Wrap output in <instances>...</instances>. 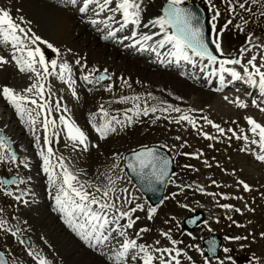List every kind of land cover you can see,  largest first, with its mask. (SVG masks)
Returning a JSON list of instances; mask_svg holds the SVG:
<instances>
[{"label":"rangeland","instance_id":"rangeland-1","mask_svg":"<svg viewBox=\"0 0 264 264\" xmlns=\"http://www.w3.org/2000/svg\"><path fill=\"white\" fill-rule=\"evenodd\" d=\"M163 1L164 0H154L148 3L152 8L157 6L159 8ZM187 1L192 0H185V2ZM197 1L206 5L211 10L210 28L212 38H216V30L223 29L219 37V42H222L221 45L224 46L227 55L240 56L241 49L248 47L246 41L249 34H251L254 42L259 41L260 43H264V0H256L255 3H253V0H247L246 7L250 9V11L237 9L234 16H230L225 12V4L222 3V0ZM212 5H215L216 9H219L221 12V16L215 21L212 20V15H214ZM228 19H232L233 23L227 29H224L223 26ZM213 24H215L216 30H213ZM51 30L53 34H58L53 28H51ZM68 49L72 48L68 47ZM48 50V53L45 52L46 57L48 59H56L57 53L53 52L52 49ZM110 50H112V48H110ZM84 54L87 56V59L90 58L88 53L84 52ZM252 54L254 53H245L243 59L246 61ZM87 59L85 58L87 68L80 69L79 74L82 73L85 75L88 71L90 72V62L88 63ZM107 59H109V57H107ZM106 60H104L106 63H110ZM116 61L117 59L112 62L116 63ZM112 65L106 66V69L109 68L107 75L110 76L111 79L100 82L102 86L99 85L96 89L91 87L92 92H90L86 84H84L85 81L79 78L78 84H80V88H78L77 96H79L80 93L82 96L80 99L77 96L71 97L70 100L72 103L70 104L76 105V107H73V110L70 106L67 107L69 109L68 114H70L71 118L87 133L90 145L89 150L87 152L75 151L70 144L66 147L68 142L64 134L61 133L59 142L53 144L56 155H63L73 170H83L86 174L80 175L82 181H95L99 172L105 170L108 165L113 163L114 153L125 154L126 151L135 148L139 144H157L166 148L173 158L175 170L171 175L172 181L174 182L168 183L165 197L162 202L158 205L149 204L145 202L140 193L135 190L137 196L140 198L139 202L144 203L146 208L153 206L157 208V213L153 220L147 219L145 211H138L135 214L141 218L137 222L136 228L147 227L150 229L149 232L143 234V242L153 244L156 239H160L162 245L168 246L170 242L159 236L158 233L161 229L167 230L170 227L172 237L177 241H182L177 247L184 249L188 256L192 257L191 262L188 261L187 256L182 257L181 264H193V262L194 264H204L205 255L201 247L202 239L215 232L222 238L218 258L224 259L226 255H230L232 257V264H264V236L261 235L264 233V162L256 160L255 156L250 152L241 151L240 149L244 146V142L234 137L229 139L228 137H232L231 132L226 131V133L222 135L201 119L203 116L208 117V119H211L213 122L214 119H217L214 123L218 124L219 118H225V122L220 125L225 130L231 128L238 134L241 129L247 132L249 127L245 120L247 116H251L261 124H264V115L259 114L261 111L251 105V100H258V98L254 93L249 95V91H244L241 88L230 90L229 93L236 94L237 97L248 102L249 106L245 111L244 109L233 107L230 104L229 106L228 104L223 105V103H218V101H220L218 97L216 100L215 97L212 99V97H207L208 95H201L197 100V94H191L186 97V101L180 106L181 113H175L174 117L183 114V111L185 110L186 112L188 109V114L198 121L196 128H193L187 122L177 124L173 119L171 121L165 118L157 120L154 119L156 116L150 113V117L148 116L147 118L141 119V124L139 126L137 125L138 130H135V128H137L135 124H137L139 117L133 116L134 122L131 126H127L126 122L123 128L114 124L113 126L117 127V131L111 134L109 133L105 139H100L91 126L84 127L87 121H89L88 117L85 119L84 111H91L92 114L94 112L95 116H93L92 120L96 123H101V115L99 116L100 113L97 115V111L100 105H104L105 109L109 108V112L112 115H118V117L122 119L124 112L129 109L127 107L128 102L132 100L117 102L119 97H134L139 94V101L144 103L148 102L150 97H159V93L163 91V89L165 91L168 90L164 88L166 87L168 79H159L157 77V74L162 76L161 73H168L166 70H158V72H161L158 73L157 70L148 69L139 73L131 68V73L129 72V76L127 77L122 71L118 73V70L114 68L116 65ZM90 69L92 71L96 69V67H90ZM100 70L102 72L104 69ZM150 71L156 74H150ZM112 73L117 75H113L115 81L118 75L122 76L123 82L130 77L129 84L131 87L124 86L126 85L125 83H123L124 85L119 84L121 80L119 83L116 81L113 89L117 88V86L121 87L116 89L115 92L109 93V91L105 89L113 80ZM29 75L31 74L22 72L19 78L16 73H9L4 66L0 68V88L4 86L3 81L5 80L9 87L14 89L17 87L16 90L19 91L18 88H25V86H28ZM93 77L95 78V75ZM19 79L20 81H18ZM25 80L27 82H25ZM19 82L20 84L18 85ZM145 91L148 95H151H149V97H147V94L141 95L145 94ZM166 93L167 99L165 97L163 98L171 101L170 92L166 91ZM58 98L59 97L56 99ZM200 98L202 99L200 100ZM62 101L64 100L62 99ZM80 101H84L83 104L85 107H81L77 110ZM65 103L68 104V102L64 101L63 104L66 105ZM131 104L133 105L135 102H131ZM6 105L7 104L0 99V129H2L4 135L9 138L12 151L17 154L18 159L16 164L10 162L0 163V178L2 176L10 177L11 175H19L24 183L18 186L15 184L10 185V189L15 195L21 194L23 190L22 192L24 195L22 201H17L14 195H9L4 190L0 189V210H2L0 211V219L6 221L4 227L7 229L0 230V250L5 252L11 264H39L36 257L30 255V253H38L50 264H85V260L90 261L88 264H105V256H96L97 254L95 255L94 252H92L94 255L87 253L90 257H93L92 259H96V261H92L86 254V251L79 245L68 246L66 242H73V239L60 235L59 227L57 230L59 233L56 237L50 234L49 237L45 233L43 224L44 222L48 223L49 217L47 215H53V218L57 220V218H62L64 214L57 210L53 198L56 189L49 184L48 175L43 171V159L39 155V149L35 146L32 131L26 122L27 117L25 116V120L22 121L20 117L13 115L14 108L9 104ZM145 106L151 107L150 103ZM74 110H77L75 114L73 112ZM56 115L58 116V113ZM129 115L133 114L129 113ZM79 117L84 120H79ZM164 117H169V114ZM171 117L172 115L169 118ZM153 119L155 123L154 125H150V123L153 124ZM227 119L229 121H227ZM23 128L27 131V134ZM5 130L7 132L12 130V135L20 136L24 139L27 145L26 148L22 151H18L13 145L11 138L6 135ZM37 130L38 134L42 136L43 132L39 127V123L37 124ZM201 131L207 132L209 135L217 137V139L208 140L200 134ZM249 135L251 134L249 133ZM177 136L180 137L179 140L176 139ZM92 145H97V147H93ZM165 145L167 147H165ZM209 145H212V147H209ZM61 148H63L64 151L72 153V156L67 157L62 152ZM21 152L25 155L24 158L28 157V159L22 158L23 160H19ZM183 153H202V155L197 159L195 156L183 155ZM75 156L78 157L75 158ZM36 157L38 158L37 160ZM21 161L26 162L27 167L20 164ZM33 161H35V163H32ZM205 162H207V164ZM31 163L33 166H31ZM17 164H20V166L17 167ZM209 164L211 167H208ZM185 165H191L192 167L186 168L184 167ZM22 174H26L25 179ZM213 180L217 182L216 185L212 184ZM238 181L247 183L251 191H245L244 188L237 183ZM189 184L193 185L191 189L185 188L184 193L172 198L171 194L179 191L177 185ZM117 185L118 188H123L126 186V182L118 181ZM197 186H202L207 193H222L227 196V199L221 198L220 195H206L197 191ZM26 189L28 191H26ZM17 192L19 193L17 194ZM234 197H242V199H235ZM225 203L240 208L241 212L238 213L232 209H224L219 206ZM180 204H187L188 208L180 207ZM199 210L205 213L204 221L193 230L185 229L182 222L183 218ZM39 213L42 214L39 215ZM55 214L58 215L56 216ZM171 217H175V220L171 221L169 224H165L164 222L170 220ZM228 217H231V219H228ZM233 221H235V223H233ZM57 222H60V220H57ZM57 222L56 225H58ZM237 225H243V227H238ZM48 230L51 231L50 228ZM12 233H15V235ZM189 233H191V235H189ZM22 236H26L29 239V246H25L21 240ZM234 236H247V239H241L239 241L226 239V237ZM80 244L84 246L81 242ZM241 245H243V247ZM224 248H229L231 251L225 254L223 251ZM67 251H69V253L67 255L65 254L63 258L60 259L57 256L58 252L65 253ZM91 251H96V248H93ZM201 253H203V255ZM216 258L211 259L212 264H217ZM109 263L111 264V262ZM225 264H229V262L225 261Z\"/></svg>","mask_w":264,"mask_h":264},{"label":"snow or ice","instance_id":"snow-or-ice-1","mask_svg":"<svg viewBox=\"0 0 264 264\" xmlns=\"http://www.w3.org/2000/svg\"><path fill=\"white\" fill-rule=\"evenodd\" d=\"M76 2L77 0H73V3ZM255 2L256 0H253V3ZM184 3L185 0H167L162 9V14L147 23L142 22L141 0H81L78 12L86 18L89 13L91 14L92 18H87L89 24L103 26L106 34L102 36V39H115L117 32H122L132 26L130 36L120 37L117 42L123 43V41L131 40L133 46L138 45L143 48L147 45L153 51L170 45L171 52L169 54L175 57L177 61L183 60L196 64L197 59L195 58H198L200 62H207L204 64L205 68L209 65H218L212 69V74L220 73L221 81L224 80V73L230 74L233 79H246L251 85L257 86L262 94V99L260 101L252 99L251 105L264 112V106H262L264 105V43L254 42L251 34H249L246 41L248 47L241 49L239 57L220 59L213 54L209 44L205 41L204 31L198 26L195 14L183 7ZM222 3L225 4V12L230 16H234L237 9L250 11L246 7L247 0H222ZM212 10L214 11L212 20L215 21L221 16V12L216 9L215 5H212ZM118 15L119 19L117 18ZM101 16H103L102 19ZM29 23L24 21L23 17L17 20L9 10L0 7V44L8 45L13 50L8 57L0 55V68L9 63H14L20 72L31 74L28 76L27 87L17 91L12 87L3 86L0 88V97H3L13 106L22 121L27 115L26 122L32 131L35 146L39 149V155L43 159V171L48 175L49 184L56 189L53 198L57 210L64 214L65 223L82 240L101 251V254L106 257L105 264H109V262L111 264H181V259L185 256L191 262L192 257L188 256L184 249L177 247L182 241H177L172 237L170 227L167 230L161 229L158 233L159 236L170 242L168 246L162 245L160 239H156L153 244L143 242V234L149 232L150 229L147 227L136 228L137 222L141 219L140 216L135 215L138 211H145L147 219L153 220L157 208L154 206L146 208L144 203L139 202L140 198L133 191L135 187L132 184L133 174L139 180L140 187L149 190H154L156 184H162L166 181L174 182L169 173L171 161L167 156L160 154L156 147L147 144L140 145L131 151L130 156L114 153L113 163L99 172L95 181H82L80 175L86 173L83 170H73L63 155H56L53 144L59 142L61 133L64 134L68 142L66 147L70 144L75 151L87 152L90 146L89 137L68 114L69 109L62 103L63 98L53 100L55 93L52 92L49 84V78L55 76L66 86L72 96L76 97L75 84L77 81L73 77L72 67L67 62H58L57 59L46 57L41 44L46 45L53 52L58 53L59 50L55 49L51 43L43 41L40 36L32 32L31 28L25 26ZM232 23V19L226 20L223 28L227 29ZM113 24L118 25V27L113 29ZM141 25L144 28L158 27L159 31L150 34L139 33L136 29ZM212 28L216 30L215 24L212 25ZM222 30H216V38L212 41L215 49L220 52H222V48L219 37ZM154 37L160 38L154 40ZM150 41H153V44L148 45ZM249 52L254 54L245 61L243 56ZM75 64L81 69L87 68V65L82 63L80 59H77ZM230 65L240 66V70ZM107 72V69L101 72L100 69L96 68L83 75L82 79L92 83L90 77L95 75V82L100 83L111 79ZM124 83L131 87L127 80H124ZM113 86V84H109L105 90L111 92ZM224 99L235 104L238 108L246 109L249 106L248 102L240 97L229 100L225 96ZM129 100H139V97L121 96L117 102ZM159 110L181 113L179 107H172L171 105ZM157 111L158 108L155 106H145L141 109L139 104H133L132 108L124 112L121 119L118 115H112L105 109L104 105H100L98 113L101 114V119L104 122L96 123L90 119L89 123L100 139H105L110 132L117 131V127L113 126L114 124L123 128L126 122L127 126H131L134 122L133 116H148L150 112L155 113ZM54 113H58V116ZM129 113L133 115H129ZM164 118L168 119V117ZM156 119L158 120L160 117H156ZM172 119L177 124L187 122L193 128H196L198 123L195 118L187 113ZM201 119L222 135L226 131L231 132L232 137H228L229 139L234 137L244 142L241 151L250 152L256 160L264 162V124L251 116H247L245 120L249 126L248 130L245 132L241 129L238 134L231 128L225 130L206 116L201 117ZM38 123L43 132L42 136L38 134ZM200 134L208 140L217 139L207 132L201 131ZM176 139L179 140L180 137L177 136ZM92 146L97 147V145ZM165 147L167 146L165 145ZM183 155L195 156L199 159L202 153H183ZM17 159V154L12 151L9 138L0 129V163L16 164ZM205 163L207 164V162ZM20 164L27 167V163L24 161H21ZM20 164H17V167ZM184 167L192 166L185 165ZM208 167L211 165L209 164ZM118 181H125L126 186L118 188ZM21 183L24 181L19 175L11 178H0V189L9 195H14L15 200L22 201L24 193L21 191V194L15 195L9 188L10 185L18 186ZM237 183L245 191H251L250 186L244 181ZM212 184L216 185L217 182L213 180ZM177 187L179 191L173 192L172 198L184 193L185 188L191 189L193 185H177ZM196 190L206 195H220L221 198L227 199V196L222 193L205 192L202 186H197ZM234 198L242 199V197ZM219 206L224 209H232L238 213L241 212L240 208L231 204L225 203ZM180 207L188 208V205L180 204ZM174 220L175 217H171L164 223L169 224ZM192 222L195 223V218ZM5 223L6 221L0 219V230H7L4 227ZM237 226L243 227V225ZM12 234L15 235V233ZM261 235L264 236V233ZM226 239L239 241L241 239L246 240L247 236L226 237ZM241 246L243 247V245ZM210 249L214 251L211 246ZM223 251L227 254L231 250L224 248ZM201 254L203 255V253ZM4 255L3 252H0V264H6ZM30 255L35 256L39 264H48V261L38 253H30ZM216 259L217 264H225V261L232 264L230 255H226L224 259L218 257ZM204 264H212L211 258L205 255Z\"/></svg>","mask_w":264,"mask_h":264},{"label":"bare ground","instance_id":"bare-ground-1","mask_svg":"<svg viewBox=\"0 0 264 264\" xmlns=\"http://www.w3.org/2000/svg\"><path fill=\"white\" fill-rule=\"evenodd\" d=\"M152 1L153 0H151V2ZM0 7H3L5 9L9 10L11 12V14L17 20H19L20 17H23L24 21L30 22L29 24H26L25 26L31 28L32 32H34L36 35L40 36L43 41H47V42L51 43L55 49L59 50V52L57 53L56 59L58 60V62H67L72 67L73 77L77 81L75 84V88H76L77 93H78V88H80V84H78V80H79V78L82 79L83 74L78 73L81 68H80V66L75 64V61L77 59H80L82 63L86 64L85 58L87 59V56L84 54V52H85V53H88V56H90V58L87 59L88 63L90 62V67H92V68L96 67L98 69H106L107 65L113 64V65H116V66H114V68H115V70L116 69L118 70V73L120 71H122L125 73V75L127 77L129 76V72L131 71V68L134 69L135 72L138 71L139 73H141L142 71H146L148 69L157 70V72H158V70H161V69H166V71H167L169 68H172V67L177 68L179 71V73H177V74L172 73V72H168V73L158 72V73H161L163 77L159 76L157 74V77L159 79H161V78H167L168 79V81L166 83V87H164V88L168 89L166 91L170 92V94H171L170 100L171 101L166 100L167 99V97H166L167 93L163 88H162L163 91H161L159 93V97L154 96V97L149 98L148 102L150 103L151 106H155V107L158 106L157 107L158 111L153 113L156 117L160 114V115H162L161 118H164V116H167V114H169V117L172 115L171 118L168 117V120L171 121L172 118H174V115H173L174 112H172L171 110L169 112H163V111H160L159 109L168 108L169 105H171L172 107H179L180 108V106L183 105V103L186 101V99H187L186 97L191 95V94L194 95L196 93L197 94V100H198L199 96H201V95H203V96L208 95L207 97H212V99H213V97L216 96L214 91H213V90H215L213 84L208 83L209 85L207 86L206 85L207 82L204 81V85L206 87L212 89V91H209V90L205 91L204 85H201L203 87L198 86L199 85L198 83L201 82V80L199 81L197 79L198 77L194 78L190 74L179 69V67H181L182 65L190 66L192 64L191 62L183 61V60L177 61L176 58L171 56L169 54L170 52L166 51V50H160V51L155 52L151 49V47H149L147 45L143 48L138 46V45L133 46L131 40L124 41L123 43L119 44L120 46L113 44L112 43L113 41L111 42V40H113V39L110 40V43L103 42L102 36L106 34V31L103 29V26L100 25V26L91 27V24H89L87 22V20H83L82 19L83 17H81V15L77 14L78 8L75 12H73L71 10L62 9V8L58 7L57 5H54V4H52L46 0H0ZM158 16H159L158 6L155 8H152V6H149V3L147 1L141 0V18H142L143 23H147L148 21L153 20ZM88 17L92 18L91 14ZM102 18H103V16H101V19ZM117 18L119 19V15L117 16ZM116 27H118V25H116V24L112 25L113 29ZM129 27H130V30L126 31L125 36H130V34H131L132 26H129ZM51 28L56 30L58 32V34L57 35L53 34ZM101 28H102V32H99L98 30H100ZM126 29H128V28H126ZM137 31L139 33H149L150 34L153 32H158L159 29H158V27H151V26L148 28H144L141 25L137 29ZM159 38L160 37H154V40L159 39ZM151 44H153V41L148 42V45H151ZM40 46L42 47V49L46 48V45H44V44H41ZM68 47L72 48V49H68ZM109 47L112 48V50H110ZM222 47L223 46H221V48ZM127 49L132 50V51L128 52ZM133 50H135V51L133 52ZM12 51L13 50L11 49L10 46L0 44V55L8 57L11 55ZM152 52L153 53L155 52L159 58H162V56H163V58L168 59L167 63L163 64V62H153V60L152 61H145L142 59L146 53H152ZM221 53L222 54H221L220 59L230 58V56L227 55V53L223 50V48H222ZM82 56H84V57H82ZM107 57H109V59H107ZM106 59L110 63H108V62L106 63L104 61ZM115 59H117V61H116V63H113L112 61ZM195 59H197V63L194 66V68L198 69L199 73L202 72L205 75H209L212 72L211 65H209L207 68L204 67V64L207 63L206 61L200 62L198 58H195ZM198 63L200 66L198 65ZM213 66H214V68L218 67V65H213ZM5 67L7 68L9 73H16V75H18L19 78L21 77V76H19V75H21V72L18 70L17 66L14 63H9ZM90 67H89V70L91 72ZM107 70L109 72V68ZM86 72H87V70H86ZM150 74H156V73H153L150 71ZM111 75L113 76L114 74L112 73ZM185 75H187L189 77V79H185L182 77ZM114 76H113V78H112L113 80L110 84L114 85L116 81H118L117 83H119L120 80L121 81L119 84L124 83L123 79H121L122 76L118 75V78H116L117 79L116 81H115ZM90 80H92L93 82L95 81L93 76L90 77ZM18 81H20V79ZM25 82H27V81L25 80ZM127 82L129 84L130 77L128 78ZM235 82L236 81H233L232 83H235ZM3 83H4V86H8V83L5 80L3 81ZM19 84H20V82L18 83V85ZM49 84H50L52 92L55 93L53 100H55L57 97H59V98L62 97L64 101L68 102V104L65 103L66 107L70 106V108L72 110L74 109L73 107H76V105L70 104V103H72L70 99H71V97H73L71 92L66 88V86L61 81H59V79L57 77H55V76L50 77L49 78ZM124 86H127V85H124ZM25 87H27V86H25ZM120 87L121 86H119V87L117 86V88L113 89L114 88V86H113L111 92H115V90L119 89ZM160 87H162V86H160ZM242 87L247 88L248 86L243 84ZM248 88H250V87H248ZM16 89H17V87H16ZM18 89L20 91L24 88L20 87ZM88 90L90 92H92L91 88H88ZM252 90H255V89H252ZM111 92H109V93H111ZM146 94H147V92L145 91V94H141V95H146ZM138 95H135L134 97H139ZM81 96H82V94L80 93L79 96H77V97L80 99ZM233 96H234L233 98L235 99L237 95H233ZM147 97H149L148 94H147ZM163 97H165L166 99ZM0 99L2 101H4L7 105L9 104L3 97H0ZM201 99L202 98H200V100ZM204 99H205V97H204ZM64 101H62V103ZM84 101H85V99H84ZM84 101L83 102L80 101V103L78 105L79 107L77 106L78 107L77 110L81 107H85V105L83 104ZM225 101L226 100L223 99V102L218 101V103L222 104ZM131 102H135V104H139L141 109L143 107H145V105L149 104L148 102L145 104V102L141 103L139 100H132V101L128 102V104H127L128 108L133 107ZM230 104H232V103H230ZM234 106H236V105H233V107ZM11 107L13 108L12 105H11ZM85 109H83V110H85ZM239 109H242V108H239ZM77 110L73 111L74 114L76 113ZM107 110L109 111V108ZM244 110L246 111L247 108ZM150 113L148 115L149 117L151 116ZM56 114L57 113H54V115H56ZM90 114H92L91 111H89V112L84 111L85 119L88 117L89 121H90V119L92 120L93 116H95V115H90ZM93 114H94V112H93ZM98 114L99 113H97V115ZM259 114L264 115V112H262V113L259 112ZM13 115L20 117L16 113L15 110L13 112ZM100 115L101 114H99V116ZM154 115H152V116H154ZM148 116H145V117H148ZM26 117H27V115H26ZM79 118H80L79 120L83 119L81 117H79ZM89 121H87L86 126H84V125L83 126L84 127L91 126ZM24 131L27 134V131L25 129H24ZM5 133H6V135H8L11 138L13 145L15 146V148L18 151L19 150L22 151L26 148V146H27L26 141H24V139H22L20 136L12 135V130H10L9 132L6 131ZM110 134H111V132H110ZM97 136H99V135H97ZM95 143H96V141H95ZM61 150L67 157L72 156V153L64 151L63 148H61ZM77 155H78V153H77ZM78 156H75V158ZM24 157H25V155L21 152L19 160L28 159V157H26V158H24ZM37 159L38 158L36 157V160ZM29 162H30V160H29ZM32 163H35V161H33ZM32 163H31V166H33ZM22 175H23V178L25 179L26 174H22ZM26 191H28V190L26 189ZM18 193L19 192H17V194ZM38 200H39V198H38ZM41 208H43V207H41ZM51 212H52V210H51ZM40 214H42V213H39V215ZM55 215L57 216L58 214H55ZM47 216L49 217L48 223L44 222L43 227H44L45 233L48 236L50 234V235H54V237H56V235L60 231V235H64L66 238L70 237L73 239V242H66L68 246H70V245L78 246L79 245L83 250L86 251V254L89 253L90 255H94L92 253V252H94L95 255L97 254L96 256L101 257L95 251H91V248L86 247L85 245L82 246L80 244V242H85V241L82 240L80 237H79V239L76 237L75 233L72 232V229L65 223L64 216L62 217L61 215H59L62 217V218H57V220H60V222H57V220L55 218H53L54 217L53 215H51V216L47 215ZM56 222L58 223V225H56ZM58 227L60 228L59 231H57ZM49 228L51 229V231L48 230ZM68 253H69V251H67L65 253L58 252L57 256L61 259L65 256V254L67 255ZM90 255H88V256L90 257ZM90 258L92 259L93 257H90ZM92 261H96V259H92ZM89 262L90 261L85 260V264H88ZM48 264H50V263L48 262Z\"/></svg>","mask_w":264,"mask_h":264},{"label":"water","instance_id":"water-1","mask_svg":"<svg viewBox=\"0 0 264 264\" xmlns=\"http://www.w3.org/2000/svg\"><path fill=\"white\" fill-rule=\"evenodd\" d=\"M166 3L167 2L164 3V5L162 6V9L166 5ZM182 6L186 7L187 9H189L191 12H193L195 14L197 21H198V26H200L204 31L205 41L209 44V47L213 51V54L217 55V52L215 51V49L211 43V40H210V35H209V30H208V21H207L205 9L200 7L197 3H188V4H185ZM162 9H161V14H162ZM157 149L160 152V154L167 156L169 158V160L171 161V159L167 153H165L162 149H159V148H157ZM128 155L130 156L131 154H128ZM171 164H172V162L169 165V173L170 174L172 171V165ZM11 177H13V176H11ZM3 178H5V177H3ZM133 179L135 180V182L140 187V182L135 177L134 174H133ZM166 182L162 183V184H156L154 186V190H149L147 188H141V187H140V189L151 201L157 202L161 199V197L164 193ZM193 218H195V223L192 222ZM203 218H204L203 212L199 211V212L195 213L194 215L187 217L185 219V224L189 229H193L197 224H199L203 220ZM23 240H24L26 245L29 244L27 237H23ZM220 243H221V239L217 234H211L209 237L205 238L203 240V247L206 250V255H208L211 258L217 256ZM210 246L212 248H214V251L210 249ZM0 252H3V251L0 250ZM4 259L6 261V264H9L6 255H4Z\"/></svg>","mask_w":264,"mask_h":264}]
</instances>
